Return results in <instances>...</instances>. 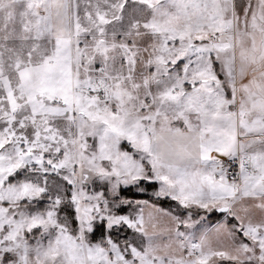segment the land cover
Returning <instances> with one entry per match:
<instances>
[{
  "label": "snow or ice",
  "instance_id": "6c2138e0",
  "mask_svg": "<svg viewBox=\"0 0 264 264\" xmlns=\"http://www.w3.org/2000/svg\"><path fill=\"white\" fill-rule=\"evenodd\" d=\"M0 264H264V0H0Z\"/></svg>",
  "mask_w": 264,
  "mask_h": 264
}]
</instances>
